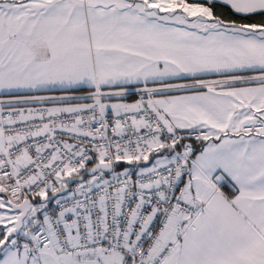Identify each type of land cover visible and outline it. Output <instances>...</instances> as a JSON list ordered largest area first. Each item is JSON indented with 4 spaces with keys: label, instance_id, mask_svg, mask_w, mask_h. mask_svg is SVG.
Segmentation results:
<instances>
[{
    "label": "snow or ice",
    "instance_id": "obj_1",
    "mask_svg": "<svg viewBox=\"0 0 264 264\" xmlns=\"http://www.w3.org/2000/svg\"><path fill=\"white\" fill-rule=\"evenodd\" d=\"M0 264H264V0H0Z\"/></svg>",
    "mask_w": 264,
    "mask_h": 264
}]
</instances>
